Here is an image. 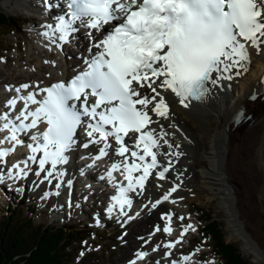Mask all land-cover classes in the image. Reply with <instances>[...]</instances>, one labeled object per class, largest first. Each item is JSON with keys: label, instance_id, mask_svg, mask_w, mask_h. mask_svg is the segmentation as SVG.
<instances>
[{"label": "snow or ice", "instance_id": "snow-or-ice-1", "mask_svg": "<svg viewBox=\"0 0 264 264\" xmlns=\"http://www.w3.org/2000/svg\"><path fill=\"white\" fill-rule=\"evenodd\" d=\"M42 3L46 13L53 9L58 13L53 17L54 23L42 26L46 31L41 34L61 50L64 44L71 43L80 27L89 30V37L93 30L105 34L87 49L89 56L82 57L84 71L70 81L40 88L44 94L40 99L36 92L29 91L8 100L12 109L17 100L23 101V108L14 118L8 112L0 115L4 121L0 132L7 133L0 139V145H12L0 147V162L6 163L5 158L16 146L25 143L21 134L32 132L27 144L30 155L27 160L13 164L7 178L26 179L32 171L28 162H38L35 175L39 178L44 174L39 183L58 180L55 193L46 191L42 199L53 194L59 196L66 174L63 166L77 147V130L83 129L86 139L79 146L96 149L90 157L92 164L87 167L107 157L110 151L122 158L111 163L105 174L109 183L115 181L116 187L106 211L111 215L118 207L127 216L125 208L132 205L129 194L143 191L153 174L164 179L171 167L169 164L153 173L159 166L158 155H168L160 151L163 137L150 127L157 122L152 114L161 118L169 115L165 93L170 91L181 105L188 107L185 101L203 99L211 91L210 84L215 86L246 72L251 63L249 48H254L257 54L264 51V0H42ZM29 87L22 84L16 92ZM145 88L148 91L142 94ZM40 125H44L43 131L37 130ZM126 140H131V145ZM163 142L169 149L173 147L167 140ZM117 171L126 184L116 180ZM4 179L5 174L0 172V183ZM72 183L67 180L69 187ZM177 187L164 193L152 208L168 200ZM167 219L171 220V214H167ZM189 229L195 230L188 225L184 232ZM159 230L157 226L156 231ZM163 230L172 232L167 225ZM178 243L179 240L170 242L165 247ZM146 256V252H137L136 259L129 264H136V260ZM182 259L187 264L191 257ZM172 264L179 262L173 260Z\"/></svg>", "mask_w": 264, "mask_h": 264}, {"label": "bare ground", "instance_id": "bare-ground-1", "mask_svg": "<svg viewBox=\"0 0 264 264\" xmlns=\"http://www.w3.org/2000/svg\"><path fill=\"white\" fill-rule=\"evenodd\" d=\"M17 1L19 5L29 7L23 0ZM34 6L41 9L38 3ZM36 12L38 11L36 10ZM47 17L49 16L47 15ZM39 43L42 52L47 57H54L57 44L51 43L44 36L39 38ZM80 43L82 44L83 41L78 40L75 44L78 47ZM69 47L65 46L63 53H57L61 54L66 61V64L63 65V68L67 69L66 72L56 74L57 71L53 65L45 63L41 59L42 57H39L36 48L30 46L27 50L25 64H19L15 70L11 68L14 73H8L3 77L0 75V82L3 81V78H11L14 82L23 77L25 80L16 83L27 82L31 84V89H35L38 85L60 79L65 74H73L78 69L75 63L77 60L69 54ZM249 51L251 63L248 70L246 72L242 71L240 76H234L232 80L224 85L229 86V93L227 89L221 92L219 86L210 84L211 91L208 93L207 99L201 101V103H193L191 107L181 105L170 91L165 93L169 103V115L167 118L153 117L157 122L153 123L152 126L165 136L162 140L161 152L169 153L172 150L170 155H163L167 166L171 164L168 177L159 179L157 176L152 175L144 190L136 192L131 199L132 204L137 200L147 199L151 201L157 196L162 197L164 193L175 187L172 185L176 183V186L178 185L177 190L172 192L169 198L172 200L174 207L180 209L181 205L191 202L193 197H190V194L196 192L193 190L194 185L189 179V168L193 163V157L204 158L208 161V164L200 169L202 177L200 183H202L205 190L203 193L206 199H217L218 207L224 212V218L227 221L229 237L240 239L245 252L251 253L258 263L264 264V242L262 241V237H264V221L262 220L264 218V198L257 195L259 191L264 196V99L259 97L256 100H251L249 98L253 89L257 91L264 89V84L260 80L264 68V51L259 54L256 53L254 48H249ZM74 53H77L76 49H74ZM21 56L23 55L19 54L16 57L17 62L23 58L20 59ZM81 57H85V54H82ZM25 65L30 69L32 68V71L23 70L21 67ZM9 69L7 64H0V70L6 71ZM33 69H36V71ZM48 71L51 74L47 78L45 72ZM0 91L2 93V90ZM147 91L145 90V92ZM241 107L246 110V114L251 113L252 117L234 126L230 120L234 112ZM15 108H18V106L16 105ZM165 119L171 121L173 129L169 130V128L162 126ZM176 128L179 132L176 139H174L173 133ZM193 128L199 130V136ZM244 129H246L245 132H243ZM164 140H167L173 147L169 149L168 144H164ZM201 141L204 142V150L200 149ZM177 152L182 153V155H175L174 153ZM73 163L66 166V168L68 170L74 168ZM38 167L37 162L35 163V170H38ZM239 178L246 180L244 188L237 185V179ZM55 182L53 181L52 184H55ZM251 183L257 187H252ZM48 188L50 187L45 189ZM99 193L104 196L102 191H99ZM75 196L78 198L76 191ZM167 201L169 202V200ZM259 202L262 203L261 215L256 217L254 208L255 204ZM89 208L95 210V203L89 204ZM150 214L154 215L155 211L152 209Z\"/></svg>", "mask_w": 264, "mask_h": 264}, {"label": "rangeland", "instance_id": "rangeland-1", "mask_svg": "<svg viewBox=\"0 0 264 264\" xmlns=\"http://www.w3.org/2000/svg\"><path fill=\"white\" fill-rule=\"evenodd\" d=\"M17 0H0V12L6 14L9 17L15 18L16 22L12 23L11 26H7L4 28H0V64H7L10 68L9 70L3 71L0 70V75L3 77L4 75H7L8 73H14L13 71L19 64H25L27 60V50L30 48V46H34L36 50L39 52L38 55L41 59H44L48 62H55L59 63L61 62V56H57L55 58L58 52L55 50L54 57H50L52 60H50L44 52H42V48L40 47L39 38L36 40L35 36L28 32V29L30 28L29 25L32 23L34 25H37L39 23V20L35 19L36 16H41V14L38 11V8L30 7L26 8L24 6H21L18 4ZM38 12H36V10ZM38 41V42H37ZM39 46H38V44ZM39 49V50H38ZM41 49V50H40ZM69 47V51H70ZM20 50V51H19ZM44 53V54H43ZM75 54L74 49L72 52L69 53L70 55ZM21 54L23 56L20 57V61L17 62L16 57ZM61 55V54H60ZM71 55V56H72ZM25 56V57H24ZM12 58V59H10ZM14 58V59H13ZM7 59V61H6ZM13 60V61H12ZM6 61V63H3ZM47 63V62H45ZM53 65L55 70L57 71L56 74H61L66 69L63 67L58 68L59 64H51ZM14 70H12V69ZM23 70L28 69L29 72L32 71V68L28 67L27 65L21 67ZM6 69V68H5ZM34 70V69H33ZM7 72V73H6ZM55 72V71H53ZM51 74L50 71L45 72V75L49 77ZM0 76V77H1ZM25 80L23 77L19 78L17 81L14 82H21ZM6 83L12 82V79H5L3 78V81L0 82V88L2 89V86ZM222 88H220L221 90ZM229 93V92H228ZM164 127H167L170 129H173L171 126V121L168 119H165L162 123ZM178 128H176V131L173 133L174 139H176ZM197 133V136L200 135V132L198 129H194ZM172 131V130H171ZM246 129L243 130L245 132ZM175 134V135H174ZM200 149L204 150L205 145L204 142L201 141ZM208 146V145H207ZM264 158V155H263ZM208 164L207 160H204V158L200 157H193V163L190 166V180L192 184L194 185V191L190 194V197H193L191 202L183 204L180 206V209L176 208L179 212V214H182L181 216H178L177 218L180 219L182 216H187L190 220H194L195 227L197 228L192 232V238L189 240V248L197 249L201 254V259L205 260L208 264H222V258H220L218 255H215L210 248L211 240L209 237L202 238L201 237V229L203 222L201 220H197L196 217H199V213H201V210L205 211V214H210L211 220L209 222H212V220L218 225V236L221 238V241L223 245L227 247V249L231 248L234 250H237V253L243 258V261H246L248 264H260L258 263L254 256L251 253H246L243 246L242 241L239 239H233L230 238L229 235V229L227 225V221L224 218V212L220 210L217 204V199L213 200H207L205 197V194L203 193L205 190L203 189L201 180V172L200 169L205 167V165ZM200 173V174H199ZM241 179V180H240ZM252 184V183H251ZM237 185L240 187L246 186V180L243 178L237 179ZM252 187H257L254 184H252ZM30 193V192H29ZM97 194H99L101 197L99 198L98 202H102V200H105V197L103 198L102 194L95 193L92 197L86 199V203L91 204L94 203L93 201H96L98 198ZM40 195V194H39ZM36 196L35 198H32V196H28L30 199L22 200V194H14L12 198V203L9 205L8 202H0V224L3 223L4 218L6 216H9L12 211H14L15 216H19L21 219L23 217L25 218H31V220L34 222V224H46L48 226H54V227H66L67 231L71 230L69 235H71V240L69 241V247L67 248V251L69 253L68 259L70 260L68 264H128L127 259L130 256L131 249L129 248L130 243L136 241L134 239V234L137 230L140 229L139 234H144L148 232L153 224H157V222H160L161 219H156L154 222L145 221L144 219L137 221L131 226V231L127 236V241L120 243L116 236L120 232V230L117 227H113V225H108L105 229H101L99 231H95L92 229V227L89 225V223L93 222L92 212L89 211L88 204L83 206V210L80 213L79 209H69L63 206L64 199L59 197V199L51 202L50 200H47L48 198L42 199L43 196ZM195 199H194V196ZM258 196H261V198H264L263 194L258 191ZM0 196L1 200L5 199L7 196H11L9 191L6 189L3 192L0 190ZM50 197V196H49ZM60 201V202H59ZM137 202V201H136ZM135 203V202H134ZM140 205H142V202H138ZM148 204L151 202L148 201ZM59 204L63 206V208L58 209ZM138 205V204H136ZM91 207V206H90ZM97 203L95 202V210H97ZM198 207V208H196ZM261 207L262 203H256L255 204V213L254 215L256 217H259L261 215ZM18 208H21L20 211H18ZM141 209V208H138ZM165 210L170 209V206H165ZM201 209V210H200ZM198 210V211H196ZM200 210V211H199ZM73 212V213H72ZM146 212V209L143 211ZM156 212V211H155ZM161 210H158L156 213L158 215L160 214ZM76 213V215H75ZM68 214H73L72 218H68ZM84 215V216H83ZM154 218H158L156 214L152 215ZM203 219V217H201ZM264 221V218L262 219ZM83 230L86 234H88V237L85 240H81V236L83 234H79V231ZM205 241H204V240ZM262 241L264 242V237H262ZM100 244H102V248L100 247ZM98 248V250H97ZM186 248L184 251H186ZM81 252L84 253V255H80ZM204 261V262H205ZM205 262V263H206ZM224 263V258H223Z\"/></svg>", "mask_w": 264, "mask_h": 264}, {"label": "trees", "instance_id": "trees-1", "mask_svg": "<svg viewBox=\"0 0 264 264\" xmlns=\"http://www.w3.org/2000/svg\"><path fill=\"white\" fill-rule=\"evenodd\" d=\"M15 18L0 12V28L11 26ZM198 208V207H197ZM21 208H19V211ZM201 210V209H200ZM206 234H210L213 248L224 258L222 264H248L237 250L227 249L218 236V225L211 220L210 214L201 210ZM66 227L34 224L31 218L22 219L14 211L0 224V264H68L69 241L71 235ZM81 238L88 236L83 230ZM243 259V260H242Z\"/></svg>", "mask_w": 264, "mask_h": 264}]
</instances>
